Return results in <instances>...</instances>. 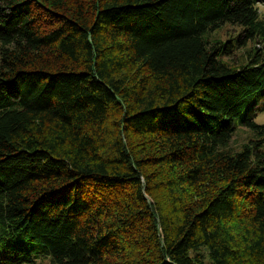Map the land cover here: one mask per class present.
Segmentation results:
<instances>
[{"label":"trees","instance_id":"16d2710c","mask_svg":"<svg viewBox=\"0 0 264 264\" xmlns=\"http://www.w3.org/2000/svg\"><path fill=\"white\" fill-rule=\"evenodd\" d=\"M260 3L0 0V229L50 264H264Z\"/></svg>","mask_w":264,"mask_h":264},{"label":"rangeland","instance_id":"374dc122","mask_svg":"<svg viewBox=\"0 0 264 264\" xmlns=\"http://www.w3.org/2000/svg\"><path fill=\"white\" fill-rule=\"evenodd\" d=\"M259 13L261 16L264 17V3L258 5ZM230 35H233V27L232 26H225L221 30H219L216 34L217 37H219L222 41L230 38ZM244 49H239L235 51V54H240ZM233 53V52H232ZM231 53V54H232ZM226 55L227 57H222L225 61H229L231 64L233 63V55ZM245 107L243 109V112H246L248 110H251L255 108V115H254V121L258 124L264 125V98L261 96V93H254L249 95V98L244 103ZM235 125V132L231 139V146L237 147L240 143H242L247 135L251 134V130L248 127L243 126L238 120H234ZM148 200L152 201L151 197L148 196ZM6 227V226H5ZM0 228H4V226H0ZM3 229H0V255L1 256H8L10 255V249L15 246H21L26 249H28L33 259L37 262H41V264H50L47 258H45L44 261H41V253H42V247L39 243H34L31 240H29L26 236L25 237H18L13 238L10 234H7L3 232ZM7 229V228H6ZM10 230V229H9ZM8 232V231H7ZM22 241V242H20ZM36 254L39 256V258L36 259ZM205 264H210L207 257L204 258ZM28 264V263H24Z\"/></svg>","mask_w":264,"mask_h":264}]
</instances>
